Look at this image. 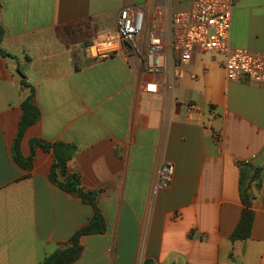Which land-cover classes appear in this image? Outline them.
Instances as JSON below:
<instances>
[{
    "label": "crops",
    "instance_id": "0c3cea01",
    "mask_svg": "<svg viewBox=\"0 0 264 264\" xmlns=\"http://www.w3.org/2000/svg\"><path fill=\"white\" fill-rule=\"evenodd\" d=\"M0 1V264H44L94 216L51 181L53 154L35 140L75 146L69 172L98 194L106 231L83 236L72 264H264V82H231L225 56L197 51L176 90L152 94L134 57L87 55L125 8L165 25L162 0ZM230 45L264 56V0L238 1ZM23 77L41 112L20 142L30 168L14 152L31 93ZM189 103L202 109L193 120ZM165 164L174 173L161 186ZM257 168L251 236L233 241L243 175L248 186Z\"/></svg>",
    "mask_w": 264,
    "mask_h": 264
},
{
    "label": "built area",
    "instance_id": "2783aa9c",
    "mask_svg": "<svg viewBox=\"0 0 264 264\" xmlns=\"http://www.w3.org/2000/svg\"><path fill=\"white\" fill-rule=\"evenodd\" d=\"M239 0H190V7L177 11L173 0H162L159 19L165 25L153 24L149 29L147 13L142 7L121 10L116 30L96 40L87 55L94 59H110L117 54L134 57L144 73L151 76L143 84L147 93L160 89L176 90L186 76L195 52L225 56V71L231 82L247 76L255 83L264 82V56L230 45L232 19ZM195 79V75H191ZM188 118L200 115L199 105H186ZM174 173L173 166H162L159 184L166 186Z\"/></svg>",
    "mask_w": 264,
    "mask_h": 264
},
{
    "label": "trees",
    "instance_id": "16d2710c",
    "mask_svg": "<svg viewBox=\"0 0 264 264\" xmlns=\"http://www.w3.org/2000/svg\"><path fill=\"white\" fill-rule=\"evenodd\" d=\"M1 12V1H0ZM3 36V31L0 25V44ZM0 54L7 56V54L1 49ZM26 78L23 77L22 85L26 88H30L31 93L22 103L23 116L19 126V135L14 145L15 158L17 162L23 168H30L33 157L28 160L24 159L20 153V142L28 128L36 124L41 119L40 109L35 104V90L29 84H27ZM40 146L47 152H52L54 157V164L51 170V181L60 189L70 194L77 196L84 203L91 205L94 208V216L91 221L80 231L75 233L69 242L55 253L49 256L44 264H72L76 262L82 253L81 238L87 235L103 234L106 231L105 219L98 207V194L96 192L87 191L81 184L80 176L76 173L69 172V165L72 162L76 147L66 144H54L50 145L40 140H35L32 145ZM252 182H256L257 188H261L260 181V169L257 168L254 171V175L247 186L246 177L243 175L241 182V192L243 197V203L245 204V210L242 215V219L236 228L233 241H245L250 238L253 228V213L251 211V197L248 194V188ZM248 187V188H247ZM248 189V190H247ZM143 264H155L151 260H145Z\"/></svg>",
    "mask_w": 264,
    "mask_h": 264
},
{
    "label": "rangeland",
    "instance_id": "374dc122",
    "mask_svg": "<svg viewBox=\"0 0 264 264\" xmlns=\"http://www.w3.org/2000/svg\"><path fill=\"white\" fill-rule=\"evenodd\" d=\"M174 1V3H176V0H173ZM159 17V16H158ZM149 24V29H151V26H152V23L151 22H149L148 23ZM166 165V164H165ZM161 171H162V166H161V169H160V174H161ZM172 179V178H171ZM171 181V180H170ZM143 263H144V261H143ZM142 263V264H143Z\"/></svg>",
    "mask_w": 264,
    "mask_h": 264
}]
</instances>
